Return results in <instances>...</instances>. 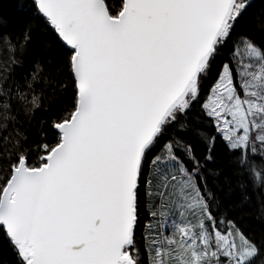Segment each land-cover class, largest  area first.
I'll return each instance as SVG.
<instances>
[{"label":"snow or ice","instance_id":"1","mask_svg":"<svg viewBox=\"0 0 264 264\" xmlns=\"http://www.w3.org/2000/svg\"><path fill=\"white\" fill-rule=\"evenodd\" d=\"M16 3L0 264H264V0Z\"/></svg>","mask_w":264,"mask_h":264},{"label":"trees","instance_id":"2","mask_svg":"<svg viewBox=\"0 0 264 264\" xmlns=\"http://www.w3.org/2000/svg\"><path fill=\"white\" fill-rule=\"evenodd\" d=\"M27 2L28 0H25V3ZM17 7L18 5L16 0H0V14L11 12ZM249 194L251 195L252 199L247 204L240 206L239 215L246 227L252 228L258 232L261 224L264 223V221L257 219L260 214L261 205L264 203V201L261 200L258 193L250 192ZM0 259L5 261L10 259V254L7 252V250L0 252Z\"/></svg>","mask_w":264,"mask_h":264}]
</instances>
